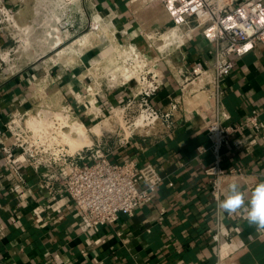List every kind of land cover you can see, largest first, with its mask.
I'll list each match as a JSON object with an SVG mask.
<instances>
[{
  "label": "crops",
  "instance_id": "obj_1",
  "mask_svg": "<svg viewBox=\"0 0 264 264\" xmlns=\"http://www.w3.org/2000/svg\"><path fill=\"white\" fill-rule=\"evenodd\" d=\"M2 1L17 15L15 24L30 28L32 43L17 49V57L11 56V49L4 52L9 67H3L0 59V264H215L217 246L212 232L219 213L205 173L214 158L211 153L200 154L197 150L211 144L206 126L214 118L213 110L218 109L211 85L205 89L188 87L176 113L178 126L173 134L158 125L137 133L111 154L118 162L134 159L139 164L153 163L164 177L151 201L133 215H120L113 225L89 230L74 202L68 196L50 194L43 186L41 173L26 162L21 171L30 188L28 196L11 193L9 171L3 165L1 137L15 115L63 110L71 105L72 117L92 131L113 106L127 99L131 89L122 84L102 88L101 97L88 94L86 86L97 77V57L102 58L97 45H91L96 37L89 32L70 52L52 49L56 39L45 33L51 11L64 16L69 7L68 11L73 10L71 20L78 26L99 18L106 29L133 39L153 57L158 52L149 46L143 33L163 30L173 23L161 1L75 0L68 6L58 1L50 3L52 0ZM55 22L64 27L61 17L56 15ZM60 32L63 35L72 31ZM9 36L4 29L0 31V49H5ZM53 51L57 56L51 55ZM56 57L60 60L54 63L52 58ZM213 58V45L197 33L183 49L162 59L157 68L164 83L154 102L162 109L170 108L172 99L181 92L176 71L183 65L195 68L201 64L209 68L208 80L213 78ZM234 58L235 67L225 81L223 106L219 109L230 115L225 123L240 125L253 112L264 122V44ZM91 98L98 99V114L89 111ZM236 139H242V146L236 144ZM223 166H241L252 176L251 189L243 181H236L247 205L255 186L264 181L263 131L249 126L233 135L223 149ZM220 219L223 229H234L221 253L225 256L229 249L226 264H264V230L248 222L246 208L232 215L221 210Z\"/></svg>",
  "mask_w": 264,
  "mask_h": 264
},
{
  "label": "built area",
  "instance_id": "obj_2",
  "mask_svg": "<svg viewBox=\"0 0 264 264\" xmlns=\"http://www.w3.org/2000/svg\"><path fill=\"white\" fill-rule=\"evenodd\" d=\"M160 1L173 23L164 31L143 33L149 46L158 52L156 56L145 53L136 42L128 44L127 70L135 71L137 76L124 81L123 85L128 84L131 88L128 97L123 103L113 106L109 112L114 109L122 111V118L127 119L126 125L129 129L128 133L123 130L124 133L121 131L118 134L119 139L115 142V147L111 149L110 143L103 139L98 144L85 145L71 152L70 146L63 143L60 137L57 139L55 134L50 136L46 133L42 137L29 128L27 119L30 115L17 114L6 125V133L1 137L3 165L9 171L7 179L11 184V193L25 198L28 196L30 188L26 186L21 171L22 163L26 162L36 172L41 173L43 186L50 194L68 196L74 202L89 230L113 225L120 215H133L142 204L151 201L164 177L159 167L153 163L139 164L134 159L118 162L112 159L111 154L114 150L126 146L130 138L137 133L151 130L158 125L165 126L167 134H173L178 126L176 113L180 111L183 97L188 94V87L192 85L205 89L211 85L212 97L218 106V109L213 110V120L206 126L211 144L209 147H198L197 150L200 154L211 153L214 158L213 163L205 169L210 178L211 197L219 213L212 232V241L217 246L215 264H226L229 249L225 256L221 253L226 245L225 240L231 238L234 229H223L218 204L223 200L227 183L241 180L251 189L254 181L241 166H223V149L233 135L244 127L251 126L264 133V122L259 119L257 112H253L240 125L226 124L230 115L219 109L223 106L221 97L225 91V81L235 67L234 57H242L257 45L264 44V1ZM14 18L12 9L0 0V31H7L11 25L14 26ZM8 33L9 37L13 38L11 32ZM166 33H173V41L164 49H160L155 43L163 39ZM197 33H201L214 47L211 66L215 76L208 80L206 75L209 68L201 64L195 68L181 66L176 71L180 95L172 99L168 110L162 109L154 102L164 83L157 65L174 51L183 49ZM3 56L4 50L0 49L1 62L6 61ZM110 86L105 83L106 88ZM86 91L101 97L102 84L93 79V82L86 86ZM95 103H98V99ZM65 109L70 114L74 113L71 105H67ZM40 111L36 113L39 114ZM236 142L238 146H242V139H236Z\"/></svg>",
  "mask_w": 264,
  "mask_h": 264
},
{
  "label": "rangeland",
  "instance_id": "obj_3",
  "mask_svg": "<svg viewBox=\"0 0 264 264\" xmlns=\"http://www.w3.org/2000/svg\"><path fill=\"white\" fill-rule=\"evenodd\" d=\"M54 1H58V3L63 5V6H65V5L68 6L70 4L75 3V0H52V1H50V3L54 2ZM83 1L84 0H81V2H83ZM68 9H69V7L67 8V10H65L64 16H62L59 12L57 13V12L51 11V16L48 17L50 19L49 20V26L46 27L47 31H45V33L48 32L47 33L48 38H55L57 40L58 37L55 35V34H57L56 29H59L60 31H62V30L68 31V29H70L72 31L71 33L69 32V34H67L66 32H63L64 36L60 32V35L64 38V42L59 47L54 48L53 46L56 44V41H55L54 42L55 44H52V49L53 48L55 50L56 49L57 50L65 49L64 52H62V53H65V51L70 52L72 49L73 50L75 49L76 43H78L77 40L85 38V36L88 35L89 32H91L90 34L94 35L96 37L95 41L91 42V45H97L98 51L103 52V53L98 52V54L100 53L99 55H101L102 58L97 57L98 72L96 74L97 77L94 78L98 81V83L102 84L103 89L105 87V83H109L111 85L110 87L114 88V87H117L119 85H122L126 79L128 80V79L132 78L133 76H137L136 73H135V75L131 74L130 69L127 70L128 69L127 67L129 65V60L127 59L128 58L127 51L129 49L128 44L129 43H135V41L133 39H128V38L125 39L124 37L122 38V35L121 36L115 35L114 31H112L111 28L106 29L104 22L99 18H97V20H92V22H90V23L86 22L85 25H83V26L82 25L78 26V25H76V23H73L71 20V15H72L73 10L68 11ZM54 15L61 17L60 24H63L64 27L60 28V25L57 22H55V16ZM16 16L17 15H15V18H16ZM52 20H53V22H52ZM14 26L11 25L9 30L6 31L7 33L11 32V36L13 38H11V37L9 38V41L7 42V46L4 47L5 49H3V50L5 52L6 50L8 51L11 49V51H12L11 56L17 57L19 52L17 53L16 50L17 49L22 50L24 48V46L28 45V43L31 44L32 41L29 42L30 38L28 37L30 28L24 29L23 27L19 26L18 23L14 24ZM50 28H52V29H50ZM44 30H45V28H44ZM73 30H75V31H73ZM25 31H27V32H25ZM162 31H164V29ZM24 34H25V36H24ZM21 35H23V36H21ZM124 36L126 37V35H124ZM27 39H29V40H27ZM123 39H125V40H123ZM168 40H169V38L157 40L155 44L157 45V47L160 44H164V46L167 47L168 45H170ZM163 41H164V43H163ZM87 46H90V45L87 44ZM165 47H163L162 49H164ZM56 52L57 51H53L51 53V55L57 56V54H55ZM4 59L7 61L3 62V67L7 68V67H9L7 54H4ZM61 59H63V58H61ZM59 60L60 59H57V57L55 59L52 58V61H55L54 63H56V61H59ZM20 61L23 62V59H21ZM47 61H49V60L47 59ZM50 61H51V59H50ZM96 88L98 90H100L99 86H97ZM91 101H94V105L96 106V108H98L97 104L95 103L94 98H91L90 102ZM90 102H89V108L91 107ZM85 109H87V108H85ZM36 112H35V114L30 115L29 122L31 120L36 121L35 120L36 117H39L40 119L42 118L44 120H42L40 122H36V124L28 122L29 128L34 130L36 133H38L42 137L46 133H49L50 136H52V134H55L57 139L60 137L61 140L63 141V143L70 146L71 152H74L75 150L79 149L78 147H83L84 144L82 146H74L73 147L70 144V142L68 141V136L66 134L68 132L71 133L73 131L71 123H72V121L78 120V119L72 117V115L69 113V111L67 109H65V108L63 110L42 109L39 112V114H37ZM95 114H98V109H97V113H95ZM26 117H24V118H26ZM100 120H104L102 123H98V124H101L100 129H98V130L93 129L92 131L88 130V132H89L88 134L91 138V143H89V144H92V143L98 144L99 141L104 139L105 141L107 140L110 143L109 146L112 149L114 147L112 144H115V142H117L119 139L118 134L123 130H126L127 133L129 132V129H127V125H126L127 119H125V117L122 118V111H120L118 109L117 110L114 109L111 113H107V116H103L102 118H100ZM78 121H80V120H78ZM23 125H24V121H23ZM95 126H94V128H95ZM123 133H124V131H123ZM107 134H108V136H110V138H108ZM89 144H86V145H89ZM67 149H68V147H67Z\"/></svg>",
  "mask_w": 264,
  "mask_h": 264
},
{
  "label": "clouds",
  "instance_id": "obj_4",
  "mask_svg": "<svg viewBox=\"0 0 264 264\" xmlns=\"http://www.w3.org/2000/svg\"><path fill=\"white\" fill-rule=\"evenodd\" d=\"M218 208L228 215L246 208L248 222L258 230H264V181L255 186L247 205L239 183L236 181L229 183L225 198L219 202Z\"/></svg>",
  "mask_w": 264,
  "mask_h": 264
},
{
  "label": "bare ground",
  "instance_id": "obj_5",
  "mask_svg": "<svg viewBox=\"0 0 264 264\" xmlns=\"http://www.w3.org/2000/svg\"><path fill=\"white\" fill-rule=\"evenodd\" d=\"M56 31H57V34H55V35L58 38H57V40H55L56 44L53 43V44H55L53 46L54 48L60 46L64 42V38L60 35V30L56 29ZM172 35H173V33H170V34L166 33L164 35L163 39L169 38L168 42L171 43L173 41V36ZM163 43H164V41H163ZM163 47H165L164 44L158 45V48H160V49H162ZM130 73L135 75L136 72L135 71H133V72L130 71ZM90 104H91V107L89 108V111H91L93 113H97V109L98 108H96V106L94 105V101H91ZM29 119H30V117L27 119V125H28ZM35 120L36 121L31 120L29 123L36 124V122H40V121H42L44 119H42V118L40 119L39 117H36ZM100 125L101 124H97L95 126V128H93V129H97V130L100 129ZM71 126H72L73 131L71 133L68 132L66 135L68 136V141L70 142V144L73 147L74 146H82L83 144H84L83 146H85L86 144L91 143V138H90V136L88 134L89 133L88 129L84 126V124L82 122H80L78 120H74V121H72ZM28 127H29V125H28ZM78 148H81V147H78Z\"/></svg>",
  "mask_w": 264,
  "mask_h": 264
}]
</instances>
